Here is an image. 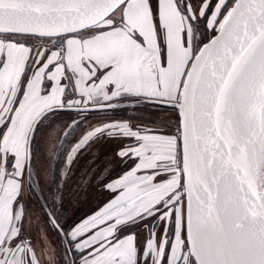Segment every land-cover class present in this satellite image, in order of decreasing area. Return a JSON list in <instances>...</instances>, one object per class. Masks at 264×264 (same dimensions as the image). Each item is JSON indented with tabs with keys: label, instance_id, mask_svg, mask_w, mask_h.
Returning <instances> with one entry per match:
<instances>
[{
	"label": "snow or ice",
	"instance_id": "1",
	"mask_svg": "<svg viewBox=\"0 0 264 264\" xmlns=\"http://www.w3.org/2000/svg\"><path fill=\"white\" fill-rule=\"evenodd\" d=\"M114 3L104 14L105 0H0V95L9 75H18L15 89L8 86L12 111L0 123L6 179L24 182L29 135L52 110L148 103L172 113L175 124L172 116L159 128L107 121L71 149L69 166L89 139L108 132L131 140L117 155L134 166L103 185L111 197L67 234L50 217L68 242L65 264H130L121 255L128 242L134 264H264V0H142L160 68L175 70L170 18L186 61L178 79L158 75L154 90L110 77L125 61L129 70L141 57L147 63L153 51L149 34L129 22L135 0ZM101 38H124L131 51L82 55L86 74L74 67L73 42ZM33 95L41 114L24 135L22 162L4 141ZM20 198L14 217L25 209ZM24 223L21 217L0 242V264L18 257L38 264L32 241L22 238Z\"/></svg>",
	"mask_w": 264,
	"mask_h": 264
},
{
	"label": "rangeland",
	"instance_id": "2",
	"mask_svg": "<svg viewBox=\"0 0 264 264\" xmlns=\"http://www.w3.org/2000/svg\"><path fill=\"white\" fill-rule=\"evenodd\" d=\"M34 99L35 96L33 95L26 100L33 107V119L37 114L41 113L38 106L32 103ZM105 113L125 118L121 121L116 120V122L130 121L133 127L149 125L152 128H159L160 123L167 121L170 116H172L170 122H175V117L172 113H158V110L148 103H139L134 107L121 106L112 108ZM88 119L91 122H97L98 120L96 115L93 114L88 118L81 112L55 111L37 129L32 138L29 137V140L31 139L30 151L33 156L32 164L26 168L22 194L20 195L25 209L15 215L10 229L15 228L16 221L24 217L25 223L22 238L26 236L32 241V246L35 248L38 257V264H49V260L51 264H65L63 253L68 242L64 240L63 235L50 221L48 212L55 217L56 221L58 220L65 225L75 220L72 216L74 217L80 208L87 206L89 200L96 196L93 183L90 180L88 181L90 177L92 178V172L82 169L85 164L87 165L85 162L89 155H81L74 165L73 171L68 176H66V171H63V174L58 172V175L56 173L53 175L54 173L50 167V162H55L56 160V154L54 153L58 147L63 145L66 135L72 129L76 130L78 128L79 131L82 130L84 126L82 122L87 124ZM135 119L137 121H148L151 124L135 122ZM29 125H31V122ZM161 130L167 131L166 129ZM47 148L52 149L53 155H50ZM111 150L107 146L104 148L107 153L111 152ZM19 159L22 162L25 160V152L20 155ZM110 160L111 156H107L106 162L103 163L106 166L104 171L106 176L109 173L120 171L117 166L120 168L121 161L113 165L109 163ZM92 162L94 163V161ZM96 173L97 170L93 172V174ZM16 231H20V229L17 228ZM63 234H65L64 231ZM8 235L5 234V230L0 226V242H3ZM12 235H15V231L12 232ZM25 247L27 248L26 244ZM129 252L133 253L134 249L131 248ZM11 264H26V260L18 257L17 261L11 262Z\"/></svg>",
	"mask_w": 264,
	"mask_h": 264
},
{
	"label": "crops",
	"instance_id": "3",
	"mask_svg": "<svg viewBox=\"0 0 264 264\" xmlns=\"http://www.w3.org/2000/svg\"><path fill=\"white\" fill-rule=\"evenodd\" d=\"M129 22L133 26L141 27L150 36L149 46L153 50L152 54L147 57V63H144L145 57H141L138 61L134 62L133 68L129 70L127 68V61L125 65L119 70L111 74L113 79L119 78L121 82L127 81L130 85H135L137 88L154 90L157 84V76L160 77V82H166L170 76L176 75L178 79V71H182V65L186 62L184 59V50L179 40V33L175 32V21L169 19V24L173 29L172 40L174 43L173 48V64L175 70L161 69L160 68V55L156 45L155 35L152 32V26L150 18L147 14V10L142 3V0H135V7L127 13ZM119 32V30H117ZM113 37L116 34H111ZM123 50L125 52L131 51L126 47V40L124 38H101L100 40L86 41L81 45L80 41L73 42L71 46L73 66L78 70L80 68V58L82 55H93L95 57H102L106 54H114L117 51ZM86 74V70H82ZM18 81V75L15 79L10 74L7 83L4 86V92L8 91V86L11 85L13 89L16 87ZM5 98L0 95V99ZM8 107L5 105L4 100H0V123L4 119L8 112ZM33 107L28 104L27 101L22 102L21 108L17 109L16 115L13 117L12 127L9 129V134L5 137L4 145L10 148L12 151L18 153V156L22 154L24 135L27 131V126L33 119ZM154 125V124H153ZM16 127V128H15ZM0 182H3V191L0 192V226L5 230V234H9L10 227L14 220L13 215V202L16 200L19 192L21 191V183L17 179L8 180L5 178V172L0 168ZM10 197V198H9ZM128 251V250H127ZM125 246L121 249V255H123L126 261L132 263L133 254L127 252Z\"/></svg>",
	"mask_w": 264,
	"mask_h": 264
},
{
	"label": "flooded vegetation",
	"instance_id": "4",
	"mask_svg": "<svg viewBox=\"0 0 264 264\" xmlns=\"http://www.w3.org/2000/svg\"><path fill=\"white\" fill-rule=\"evenodd\" d=\"M209 35H211V33H209ZM110 77H111V79H113L111 74H110ZM2 96H4L5 98H1L0 100H4L5 101V105L9 106L8 107V112L5 115V120H7L8 113H10L12 111V104L14 102V94L13 95H9L8 91H5ZM55 111H60V110L54 109L51 112L47 113L46 116L37 124L33 135L37 132V129H39V127L41 125H43L44 122L48 118H50V116ZM67 111L81 112V111H77V110H74V109L67 110ZM102 112L101 111H85V112H81L84 116H87L88 118L92 114L96 115V119H98L97 122H91V120L88 119L89 121L87 120V124L86 123L84 124L82 122V125H84L82 127V130L79 131L78 128L76 130H73V129L70 130V132L64 138L63 145L58 147L56 149V152L54 153V154H56L55 162H50L51 170L54 173L53 175H55V173H56V175H58V172H61L63 174V171H66L67 172L66 176H68L70 174V172L73 171V167L76 164V162L79 159V157L81 155H83V156L84 155H89L87 157V161L85 162V163H87V165L85 164V167H82V169L92 172V178L90 177V179H88V181L90 180L91 183H93V187L95 188L96 196L93 199L89 200V204H87V206H84V207L80 208L76 212V215L74 217L72 216V218H74L75 220L70 221V222L66 223L65 225H63L61 222H59L57 220L65 234L70 232L72 230V228H74L78 223H80V221L82 219H84L85 217L91 216V214L94 211H96L99 207H101L111 197L112 194L107 192V190L103 187V185L106 182H108L109 180H115L117 177L124 175L129 170L130 166H134L133 162L131 160L126 159V158L122 160L117 155L118 151L121 148H123L126 144L131 143V140L129 138H125V137H122V136L111 135L108 132H103V133L97 134L96 136H94L91 139H89L88 142L84 145V147H82L81 149L78 150V152H77L75 158L73 159L71 165L70 166L68 165L67 157L69 155H71V149L76 144H78L80 142V140L83 139V137L86 136L87 133L89 131H91L95 126H98V125H100L102 123H105L107 121H113V120L121 121L122 119H125V118H122L120 116L116 117V115L111 116V114L105 113L106 111H104V113H102ZM39 114H37L34 117V119ZM5 120L3 119L1 122L5 121ZM33 120H32V122H33ZM135 122H143L144 124H151L148 121L147 122L146 121H137V119H135ZM34 125L35 124L33 123V125H32L33 128H34ZM29 137H30V135H29ZM106 146L110 147V149H112L111 152L107 153L106 151H104V148ZM47 149H49L50 155H53L52 149H50V148H47ZM23 152H25L24 144H23L22 153ZM107 156H111V160H110L109 163H112L113 165H115L117 162L121 161V165H120V168H119V166H117V169H120V171L109 173L106 176L105 173H104V171L106 169V166L103 165V163L106 162V157ZM19 157L20 156H18V158ZM32 157L33 156H32L31 151H30V163H29V165L32 164ZM92 161H94V163ZM106 165H108V164H106ZM112 169L114 170V168H112ZM95 170H97V173L93 174V172ZM5 178H6V175H5ZM22 188H23V183L21 185V191H22ZM21 191L19 192L18 196H20L22 194ZM131 248H133L131 242H128V243L125 244L126 251L127 250L129 251ZM131 254H133V258H132V263L131 264H134L135 254H134V252L131 253ZM72 255L73 256H78L79 253L73 251Z\"/></svg>",
	"mask_w": 264,
	"mask_h": 264
},
{
	"label": "water",
	"instance_id": "5",
	"mask_svg": "<svg viewBox=\"0 0 264 264\" xmlns=\"http://www.w3.org/2000/svg\"><path fill=\"white\" fill-rule=\"evenodd\" d=\"M105 4H106V8H105V12H104V14H106L107 13V11H111V7H114L115 6V3H114V0H105ZM108 5H110V6H108ZM56 110H60V111H67V110H71V109H56ZM173 125L175 124V122H171ZM34 127H35V125H34ZM16 128V127H15ZM48 214H49V217H51L52 216V214L50 213V212H48ZM54 225V224H53ZM55 225H58L59 226V224L57 223V221L55 220ZM56 227V226H55ZM57 228V227H56ZM59 228H60V226H59ZM60 232V231H59ZM61 233V232H60ZM62 234V233H61ZM9 261H10V264H11V258H9Z\"/></svg>",
	"mask_w": 264,
	"mask_h": 264
},
{
	"label": "bare ground",
	"instance_id": "6",
	"mask_svg": "<svg viewBox=\"0 0 264 264\" xmlns=\"http://www.w3.org/2000/svg\"><path fill=\"white\" fill-rule=\"evenodd\" d=\"M40 114H41V113H40ZM40 114H39V115H40ZM39 115H38L35 119H37V118L39 117ZM35 119H34V120H35ZM32 125H33V123H31V126H32Z\"/></svg>",
	"mask_w": 264,
	"mask_h": 264
}]
</instances>
